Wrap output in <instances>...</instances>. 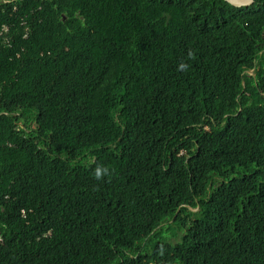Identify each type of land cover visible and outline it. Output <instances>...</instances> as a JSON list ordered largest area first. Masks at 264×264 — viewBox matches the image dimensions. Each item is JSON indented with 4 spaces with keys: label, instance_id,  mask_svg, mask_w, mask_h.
<instances>
[{
    "label": "trees",
    "instance_id": "trees-1",
    "mask_svg": "<svg viewBox=\"0 0 264 264\" xmlns=\"http://www.w3.org/2000/svg\"><path fill=\"white\" fill-rule=\"evenodd\" d=\"M9 1L0 264H264V0Z\"/></svg>",
    "mask_w": 264,
    "mask_h": 264
},
{
    "label": "clouds",
    "instance_id": "clouds-1",
    "mask_svg": "<svg viewBox=\"0 0 264 264\" xmlns=\"http://www.w3.org/2000/svg\"><path fill=\"white\" fill-rule=\"evenodd\" d=\"M1 2L0 3H8L10 2L9 0H0ZM8 32V30H7ZM189 58H194V53L193 52H189ZM187 68L188 66L184 63V62H181L179 64V68L178 70H181V71H187ZM252 71V70H251ZM109 172V169H107L106 167H103V166H97L94 170V177L97 179V180H100L102 179L105 175H107Z\"/></svg>",
    "mask_w": 264,
    "mask_h": 264
},
{
    "label": "water",
    "instance_id": "water-1",
    "mask_svg": "<svg viewBox=\"0 0 264 264\" xmlns=\"http://www.w3.org/2000/svg\"><path fill=\"white\" fill-rule=\"evenodd\" d=\"M225 2L229 3L230 5L236 8H243V7H250L252 6L256 0H224ZM199 209V208H198ZM197 210H191L192 212H197Z\"/></svg>",
    "mask_w": 264,
    "mask_h": 264
},
{
    "label": "rangeland",
    "instance_id": "rangeland-1",
    "mask_svg": "<svg viewBox=\"0 0 264 264\" xmlns=\"http://www.w3.org/2000/svg\"><path fill=\"white\" fill-rule=\"evenodd\" d=\"M1 2V1H0ZM261 55H263L264 54V51L263 52H261L260 53ZM248 74H250V75H252V76H255V71L254 70H252V71H248ZM252 92H249V94H251ZM183 153H184V151H183Z\"/></svg>",
    "mask_w": 264,
    "mask_h": 264
}]
</instances>
